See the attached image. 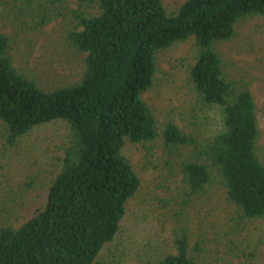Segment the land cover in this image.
Here are the masks:
<instances>
[{
	"label": "trees",
	"instance_id": "1",
	"mask_svg": "<svg viewBox=\"0 0 264 264\" xmlns=\"http://www.w3.org/2000/svg\"><path fill=\"white\" fill-rule=\"evenodd\" d=\"M97 12L75 14L68 39L85 53L81 80L44 90L12 63L0 33V120L6 145L55 119L69 124L70 141L50 182L45 205L17 227H0V264H100L95 258L119 229L125 203L140 181L122 153L124 140L161 135L180 161L188 195L216 181L235 206L238 221L264 217V162L251 91L226 78L216 42L235 24L264 15V0H184L173 13L162 0H94ZM193 37L198 46L189 80L215 116L209 135L187 133L158 120L143 95L152 86L156 54ZM3 165L0 160V171ZM174 252L158 264H197L201 242L189 243L186 226L173 231Z\"/></svg>",
	"mask_w": 264,
	"mask_h": 264
},
{
	"label": "rangeland",
	"instance_id": "2",
	"mask_svg": "<svg viewBox=\"0 0 264 264\" xmlns=\"http://www.w3.org/2000/svg\"><path fill=\"white\" fill-rule=\"evenodd\" d=\"M184 0H162L168 13ZM96 13L94 0H0V33L8 38L13 66L44 90L78 83L85 53L68 39L75 14ZM226 78L245 85L257 107V150L264 162V15L238 21L234 34L216 42ZM198 46L193 37L156 54L152 86L143 97L159 130L166 122L187 133L209 135L215 116L200 102L189 68ZM0 120V227H17L46 202L50 182L61 168L70 141L69 124L55 119L39 124L14 145L4 143ZM123 155L139 178L137 191L125 203L115 236L104 243L100 264H158L173 253V231L186 226L189 243L201 242L197 264H264V217L235 219V206L223 186L214 182L199 195H188L180 161L187 149L167 147L161 135L151 141L124 140Z\"/></svg>",
	"mask_w": 264,
	"mask_h": 264
}]
</instances>
